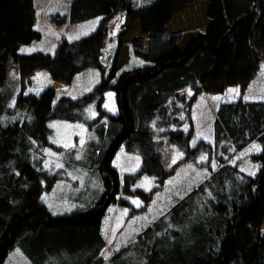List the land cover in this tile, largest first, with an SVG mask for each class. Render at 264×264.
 Here are the masks:
<instances>
[{
    "label": "trees",
    "instance_id": "trees-1",
    "mask_svg": "<svg viewBox=\"0 0 264 264\" xmlns=\"http://www.w3.org/2000/svg\"><path fill=\"white\" fill-rule=\"evenodd\" d=\"M69 8L65 14L51 13L49 22L61 27L100 18L99 28L73 41L62 36L53 54L20 55L24 46L41 40L35 0H0V264L17 247L34 264H44L49 254L59 258V264H88L89 255L104 248L98 237L101 222L121 190L127 196H141L132 189L141 176L157 177L162 183L171 175L156 152V142L179 146L189 161L212 151L203 141L191 147L190 136L182 131L191 121L180 118L184 112L188 115L189 100L198 93L221 94L232 87L244 94L264 62V0H155L138 7L132 0H71ZM115 22L117 50L107 75L103 38ZM132 56L147 64L121 72ZM11 62L19 65L23 82L38 70L48 71L61 86L89 67L101 68L103 77L95 90L77 99L61 97L55 104L57 89L48 87L40 95L22 92L13 105L7 82ZM109 90L116 93L118 115L102 109ZM184 90L193 95L182 104ZM96 99L100 118L107 119L99 131L101 141L105 135L109 141L98 156L106 190L85 209L54 215L40 199L59 179L44 168L48 123L53 118L81 120L85 107ZM217 113L215 146L225 139L235 150L218 158L208 180L175 207L183 209L182 214L191 213V218L195 215L196 224L181 215L180 225L190 227L182 238L173 242L165 238L158 245L151 240L146 246V239L153 236L154 228L149 229L138 244L127 248L124 257L134 260L125 264H264V101L222 103ZM162 119L168 126L176 123L178 129L175 124L162 128ZM156 123L159 129L170 130L161 134L169 138H160ZM130 141L141 145L140 152L131 146L129 150L141 154L143 165L123 177L113 161ZM254 142L261 152L253 157L260 169L252 177L228 162ZM226 148L223 145L224 153ZM117 258L110 262L119 264L113 262Z\"/></svg>",
    "mask_w": 264,
    "mask_h": 264
},
{
    "label": "rangeland",
    "instance_id": "rangeland-1",
    "mask_svg": "<svg viewBox=\"0 0 264 264\" xmlns=\"http://www.w3.org/2000/svg\"><path fill=\"white\" fill-rule=\"evenodd\" d=\"M155 0H132V2L138 7V6H144V5H151ZM71 0H35L36 9L38 11L37 15H39V23H38V30L41 33V40L37 43H33L31 45L24 46L21 51V54H34L38 51H43L46 54H53L58 45V41L62 38V36H65L68 38V40L73 41L75 39H79L82 37L89 36L93 32H95L99 28V24H101V19L96 18L93 20H88L82 23H79L77 25H63L61 27H55L51 22L48 20V16L51 13L57 12L58 14H65L69 12V6H70ZM116 23L110 24L107 35H105L104 44H103V55H102V64L105 66L106 74L108 75L113 67V61L114 56L116 54L117 50V41L115 40L116 37ZM117 30V29H116ZM147 64L145 60L139 59V57L132 56L129 62L124 65V67L121 69V72L131 70L133 68H137L139 65ZM259 73L255 77V79L252 81L251 84H249L248 90L242 94L241 89L239 87H232L228 88L226 92L221 94H215V95H209L206 93H198V95H209L211 96L207 100L204 98L205 96H199L198 99H196V96L192 97L189 103V113L182 114L180 116L181 120H187L188 118L192 121V127L194 126L193 122V116H197V123H202L204 121L205 124L202 126V132H200L199 137L202 139H207V132H208V125L212 121V119L216 116V111L219 109V104L222 103H229V102H236L239 99H242L244 101H251V102H261L264 101V62L261 63ZM103 77V71L99 67H89L87 69H84L83 71L79 72L75 77L74 81L69 85H59L57 82L52 80V76L50 73L46 70H38L36 71L32 76H30L25 82L21 79V71L19 68V65L11 62L9 67V80L8 87L9 92L12 93V103L13 105L16 104V101L19 94L26 95H40V93L48 87H55L57 89V97L55 99V104L58 103L59 99L61 97H70L73 99L80 98L88 93H91L92 90H95L97 85L102 81ZM111 94V96L109 95ZM186 95V96H181ZM181 98H179L180 102H185L187 100V95L191 96L193 95V92L184 90L181 92ZM188 96V97H189ZM189 99V98H188ZM194 99L198 100L197 103L194 104ZM116 93L115 91H107L104 95V100L102 102V109L106 111L109 115H118L119 108ZM100 101L99 99L94 100L92 103L89 104V106L85 107V109L82 112L81 120L78 121H68L64 119H58L53 118L48 123V128L50 132H48V139H49V146H46L42 151L44 155V168L47 170L54 172L58 175L59 179L57 182H55L52 186V190L54 192H60V194H64V196L70 199V202H74V193H77L81 190L83 184H82V177H91V181L89 184H91L94 187H99L102 189V194L106 190V184H104V179L102 175V171L100 170V165H98L99 160V149L101 150L103 147V143L108 142L109 139L106 138V135L104 139L101 141L100 136V127L101 124L107 123V119L100 118ZM107 105V107H105ZM217 106V108L215 107ZM169 109L171 110V106H169ZM188 117V118H186ZM203 118V119H201ZM104 122H103V121ZM148 121V120H147ZM143 128V127H142ZM170 135H161V139L169 138ZM190 136V146H196L197 144L193 145L191 142V139L193 137V132L189 134ZM189 138V137H188ZM187 138V139H188ZM205 142L204 140H202ZM199 142V141H198ZM197 142V143H198ZM206 143V142H205ZM208 144V143H206ZM161 148L158 149L156 152L160 156L164 157L163 164L164 168L167 172L171 173L165 180H163L162 183L158 182H152L154 183V186L151 185L148 181H145L143 179H138L135 181L132 185L133 191H139L143 190L145 193L144 195V201L145 202H151V192L153 190H158V194H155V200L159 201L162 200V198L166 197L168 193L173 194V196H178L182 192L176 191L174 189L175 185L177 184L178 177H171L177 173H182L183 168H179L180 163H174L175 160L179 159L180 156L182 157V161L189 162V160L185 157L184 151L177 146V145H169V143H161ZM129 146L132 148H139L138 152H140V149H142L141 145L139 143H133V142H124L123 146L121 147V150L119 152V155L128 152L131 153L132 150H129ZM169 146H173L174 148H170ZM174 149V150H173ZM209 151V150H207ZM261 152V150L256 151V149L252 148L251 150L247 151L246 153L240 155H237L235 153V156L233 157V164L232 165H238L237 163L242 164L243 170H245L246 173H256L258 170V167L260 169V164L257 163L254 160V155ZM139 155H131L135 162L132 163V171L139 172L140 169L137 168V162L139 160L143 159L140 153H134ZM237 155V156H236ZM118 156V155H117ZM118 158V157H117ZM122 158V157H120ZM127 156L123 155V160L125 161ZM234 158H236L234 161ZM119 159V158H118ZM205 158L201 159L200 161L204 160ZM256 162V163H255ZM128 161H126L125 165H129ZM239 164V165H240ZM143 165V163H142ZM214 165V163H213ZM210 165V166H213ZM238 165V166H239ZM113 166L119 168V164L116 163V160L113 161ZM120 166V170H121ZM213 168L215 169L216 166L214 165ZM240 168V166H239ZM185 170H189V167H184ZM193 169V167H192ZM208 169V168H207ZM137 170V171H136ZM179 170V172H178ZM209 170V169H208ZM207 170V171H208ZM200 171V170H199ZM206 172V171H205ZM257 172V173H258ZM120 173V172H119ZM129 173V174H134ZM121 174V173H120ZM121 175V176H127ZM257 175V174H256ZM254 175V176H256ZM146 176V175H145ZM179 176V174H178ZM252 176V177H254ZM184 187V185H183ZM174 189V190H173ZM51 191V190H50ZM47 191L40 199L42 204H46L49 201V195H51V192ZM63 192V193H62ZM141 197V196H140ZM56 198V197H55ZM58 198V197H57ZM51 200V199H50ZM194 200V206L196 205L197 197L193 198ZM53 202L57 203V200H52ZM180 207H187V206H180ZM66 209H69V207H66ZM187 209V208H186ZM189 211V209H187ZM184 211L183 209H175L171 215H170V222H164L159 226V234L164 232L166 228H172L173 231H171L170 234H173L176 231L177 236L182 238L183 232H186V230L190 229V227H186L185 224L180 225L181 222L179 221L180 216L182 215L184 219H187L189 222V218H191V213L188 214H182ZM179 213V214H178ZM195 216V215H194ZM194 216H192L191 220L196 224V220L194 219ZM178 219V220H177ZM175 224H177L176 230H175ZM157 232V227L154 228L152 233ZM167 241L165 238H154L155 245L158 244H164V242ZM152 245L151 247L155 246ZM23 250L20 247H17L13 249L12 252H10V255L7 257V260L5 264H31V261L26 256L25 253L22 252ZM129 258L133 257H118L116 261L119 264H125V260H128ZM131 260V259H130ZM134 260V259H133ZM130 262V261H129ZM111 263V262H110ZM131 263V262H130ZM112 264V263H111Z\"/></svg>",
    "mask_w": 264,
    "mask_h": 264
},
{
    "label": "crops",
    "instance_id": "crops-1",
    "mask_svg": "<svg viewBox=\"0 0 264 264\" xmlns=\"http://www.w3.org/2000/svg\"><path fill=\"white\" fill-rule=\"evenodd\" d=\"M199 96H205L204 98H206L207 100L209 98L211 100L212 98L209 95L200 94L196 96V99H198ZM190 97L191 96H189L188 98ZM196 99H194V104L198 102V100ZM181 103L184 104V102H181ZM220 106L221 104H219L218 107ZM215 107L217 108V106ZM217 112L218 110L215 112L216 116L212 119V121L208 125L209 128L207 132V139H202L199 137L200 132L203 131L202 126H204L206 121L202 123H197L196 115L193 116V122H194L193 127H192V121H190L189 124L186 123V125L182 127V131H184V133H186L187 135H189L191 131L193 132V137L191 139V142L193 145L197 144L198 141L201 142L202 140H204L206 143H208L212 147L211 148L212 151L209 150L210 151V152L208 151L209 153L200 152V154L195 157V160H190L189 162H184V161L181 162L182 160L181 156L179 159L174 161V163L176 164L180 163L179 166L177 167H179L180 169L183 168L182 173L176 174L177 172L176 171L175 174L171 176V177H178L177 179L178 182L175 185L174 189H176V191L181 190L182 192L180 193V195L173 196V194L168 193L166 197L162 198V200L154 201L155 196H156L155 194H158V190H153L150 194L152 201L145 202L143 198L145 196L144 194L147 192H144L143 190H139L142 193L141 197L140 195L127 196L123 192V189H122L119 195H117L118 196L117 202L115 204H111L109 208L106 209L107 211L103 218V222H101L102 228L100 230V234L98 235V237L100 238L101 243L104 242V248H101V246H99V248H97V252H95L94 255L92 256L89 255L91 258L87 262L88 264H95L96 260H100L102 258H104L105 261L101 264H111L110 261L112 257H124L125 251L127 250V248L138 244L139 239L141 237H144L145 236L144 234L147 231H149V229L151 228L157 227V232L152 233L153 236L151 238L148 237L146 239V242H144L143 245L147 246L148 244H151V240L154 242V238H160V237L166 238L170 242L177 240L178 234H176V231L173 234H170L171 231H173L172 228H166L164 232L159 234V226L164 222H170L171 221L170 215L175 210V207L179 205L180 202L183 201L191 192L197 190L198 187L203 182L208 180L210 176L209 174L210 167L213 168L214 165L216 166L218 164V158H221L223 156L226 158L229 156V152H232L235 150L234 146H229L231 142L225 139L220 140L218 147L215 146V140H214L215 138L214 127L215 126L214 125L218 118ZM182 121L184 122L183 119ZM159 123H161L162 128H165V127L169 128L171 125H174V124L176 125L175 128L178 127L176 123L169 124L168 126L165 119L160 120ZM153 126L155 127L154 129L158 132L159 135L170 132V130L163 131L162 129H159L157 123ZM153 142L154 143L156 142L155 138ZM156 143L158 144L157 149H160L161 148L160 144L164 143V141H161L159 143L156 142ZM223 145H226L227 147L226 150L228 153L227 152L224 153L225 150L223 151ZM254 145L256 146L254 148L256 149V151L261 150L260 144H258L257 142H254L250 144L249 147L247 146L243 150L236 151L237 155L241 156L242 154L251 150ZM169 147L171 149L174 148L173 146H169ZM119 152L117 153L118 156H115L114 161L116 160V163H118L122 168L120 170L119 169L120 166L118 169L117 167L114 166L116 170H118L121 173V175L134 173V171H132V168L130 169V167L132 166V163L135 162V159L131 155H139V154L124 152L119 155ZM123 155L127 156L125 161L123 160ZM234 156L235 155H233L231 159L229 160L228 162L229 164L234 163L232 160ZM203 158L205 159L200 161ZM235 159L236 158H234V161H236ZM163 160H164V157L162 156V162ZM126 161H128L129 163L131 162V164L125 165ZM137 163L138 164H137L136 169L138 168L140 169L142 167L143 159L139 160V162ZM237 164L239 165L240 163H237ZM210 165H213V166H210ZM239 166H238L239 170L241 172L246 173L245 170L241 168L242 164H240ZM184 167H189L190 169L185 170ZM258 170H259V167H258ZM257 172L254 173V175H256ZM246 174L249 176H254L253 174H249V173H246ZM90 178L91 177H88V178L82 177L83 186L80 191H78L77 193H74V196L72 197L74 198V202H70V199L68 197L66 198L64 194H60V192H57V193L54 192V194L52 195L53 190H51L50 191L51 195L48 196L49 201L48 203L45 204L49 212H51L52 214L54 213V215L69 214V213L75 212L76 210L85 209L88 206L93 205V203H95L96 201L100 200L101 199L100 196H102V189H100L99 187H94L91 184H89L91 181ZM139 179L148 181L153 186H154V183L152 182H158L157 177H152L148 175L146 176L143 175ZM166 181L167 180H165L164 183H166ZM52 200H57V203L53 202ZM118 200L123 201L124 205H120ZM131 206L133 210L135 209L134 211L131 209ZM66 207H69V209H66ZM176 227H177V224H175V230H176ZM81 254L84 257H87L85 253H81ZM59 263H60L59 258H56L53 254L52 255L49 254V256L45 258L44 264H59ZM31 264H34V263L31 261Z\"/></svg>",
    "mask_w": 264,
    "mask_h": 264
},
{
    "label": "snow or ice",
    "instance_id": "snow-or-ice-1",
    "mask_svg": "<svg viewBox=\"0 0 264 264\" xmlns=\"http://www.w3.org/2000/svg\"><path fill=\"white\" fill-rule=\"evenodd\" d=\"M109 95L111 96V94H109ZM105 107H107V105H105ZM255 147H256V146L254 145L253 148H255ZM250 174H253V175H254V173H250Z\"/></svg>",
    "mask_w": 264,
    "mask_h": 264
}]
</instances>
